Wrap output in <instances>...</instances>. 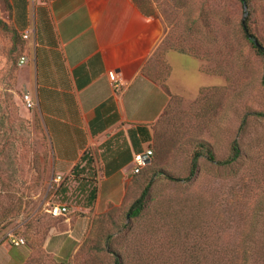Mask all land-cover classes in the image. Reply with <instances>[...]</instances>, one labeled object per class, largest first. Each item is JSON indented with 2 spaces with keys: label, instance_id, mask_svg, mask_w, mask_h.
Wrapping results in <instances>:
<instances>
[{
  "label": "rangeland",
  "instance_id": "374dc122",
  "mask_svg": "<svg viewBox=\"0 0 264 264\" xmlns=\"http://www.w3.org/2000/svg\"><path fill=\"white\" fill-rule=\"evenodd\" d=\"M141 1L168 26L150 66L172 93L154 127L153 157L121 203L91 218L73 258L68 241L66 262H56L44 249L48 236L93 199L82 184L55 180L49 136L25 101L27 42L0 0V236L26 238L34 249L27 264H264V57L245 28L264 44V0ZM235 141L239 158L218 163ZM202 146L218 161L202 155L189 178ZM150 182L147 207L132 216ZM57 203L69 212L52 215Z\"/></svg>",
  "mask_w": 264,
  "mask_h": 264
},
{
  "label": "crops",
  "instance_id": "0c3cea01",
  "mask_svg": "<svg viewBox=\"0 0 264 264\" xmlns=\"http://www.w3.org/2000/svg\"><path fill=\"white\" fill-rule=\"evenodd\" d=\"M9 3L15 28L30 32L22 55L32 73L27 90L49 136L55 172L69 188L71 182L88 188L83 197L96 188L91 207L75 208L82 213L65 218L45 242L47 254L66 262L62 248L73 243L70 261L91 218L125 199L135 154L152 148L155 123L172 96L149 73L168 26L141 0ZM33 251L0 236V264H27Z\"/></svg>",
  "mask_w": 264,
  "mask_h": 264
},
{
  "label": "trees",
  "instance_id": "16d2710c",
  "mask_svg": "<svg viewBox=\"0 0 264 264\" xmlns=\"http://www.w3.org/2000/svg\"><path fill=\"white\" fill-rule=\"evenodd\" d=\"M9 1V0H8ZM244 3H246L248 0H242ZM9 6H10V3H9ZM245 26H246V23H245ZM246 28V32H247V35L249 37V40L253 43L254 47L257 49L258 53H260V55H262L264 57V44L261 43V46L256 44L255 42V38L253 36L252 33L249 32L247 26L245 27ZM16 29V28H15ZM17 32H19L17 29H16ZM151 74V76L153 77L152 73L149 72ZM154 78V77H153ZM156 79V78H154ZM168 107V106H167ZM167 109V108H166ZM166 111V110H165ZM165 113V112H164ZM163 113V114H164ZM162 117V116H161ZM160 117V118H161ZM159 118V119H160ZM159 121V120H158ZM157 121V122H158ZM157 122L155 123V125L157 124ZM155 127V126H154ZM153 140H154V134H153ZM153 145V143H152ZM233 155H231L230 158L224 160V161H219L218 163L220 164H227V163H232L234 161H236L239 156H240V147H239V144L237 141L234 142L233 144ZM202 155H206L211 161L213 162H217L218 160L216 159V156L213 152V150L211 149V147H207V146H202L199 150L196 151L195 153V156L193 158V162H192V168H191V174L189 176V178H191L192 176L196 175L197 171H198V168H199V165H198V159L199 157H201ZM153 157V155H152ZM152 159V158H151ZM151 161V160H150ZM149 161V162H150ZM148 162V163H149ZM147 164V163H146ZM146 164L142 167V169L140 170V172L138 173H134L135 177L134 178H137L139 177L140 173L141 172H144L145 170V166ZM188 178V179H189ZM151 186H152V182H150L149 184L146 185V187L142 190L141 194L139 195L138 198H136L134 200V202L131 204L130 206V214L132 216H138V215H141L144 211V209L147 207V203H148V200H149V196H150V189H151ZM96 194V188H93L92 189V193H91V197L92 199H94V196ZM95 216V215H94ZM93 216V217H94ZM57 226H55L54 228H56ZM114 264H125V262H122V260L120 259V257H115V262Z\"/></svg>",
  "mask_w": 264,
  "mask_h": 264
},
{
  "label": "built area",
  "instance_id": "2783aa9c",
  "mask_svg": "<svg viewBox=\"0 0 264 264\" xmlns=\"http://www.w3.org/2000/svg\"><path fill=\"white\" fill-rule=\"evenodd\" d=\"M30 32L27 31L23 34L25 38L29 37ZM27 62V58L25 56H22L20 58V64H25ZM110 78L114 83V86L116 88L120 87V82L117 78V73L115 71H110L109 72ZM25 101L27 103L28 107H33L35 106V102L32 98V96L29 94V92L25 95ZM153 155V150L152 148L147 149L145 152H139L136 153L134 156V161H135V168H134V173L140 172L142 167L148 163ZM63 178L62 175H57L55 180L60 181ZM50 213L54 216H60V215H66L69 212L68 206L66 204H61L57 203L51 206L49 209ZM5 238L10 240V242L14 245L20 246V245H25L27 244V240L24 236L17 235L15 233H9Z\"/></svg>",
  "mask_w": 264,
  "mask_h": 264
},
{
  "label": "water",
  "instance_id": "95a60500",
  "mask_svg": "<svg viewBox=\"0 0 264 264\" xmlns=\"http://www.w3.org/2000/svg\"><path fill=\"white\" fill-rule=\"evenodd\" d=\"M255 42H256V44H258V45H260V46H261V43L259 42V40H258V39H256V38H255Z\"/></svg>",
  "mask_w": 264,
  "mask_h": 264
}]
</instances>
